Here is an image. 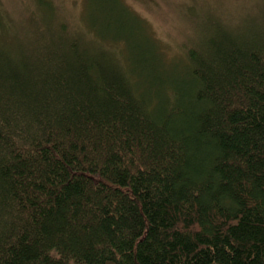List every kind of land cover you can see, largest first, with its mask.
<instances>
[{
	"label": "trees",
	"instance_id": "trees-1",
	"mask_svg": "<svg viewBox=\"0 0 264 264\" xmlns=\"http://www.w3.org/2000/svg\"><path fill=\"white\" fill-rule=\"evenodd\" d=\"M117 1L0 21V264H264V10L168 56Z\"/></svg>",
	"mask_w": 264,
	"mask_h": 264
},
{
	"label": "rangeland",
	"instance_id": "rangeland-1",
	"mask_svg": "<svg viewBox=\"0 0 264 264\" xmlns=\"http://www.w3.org/2000/svg\"><path fill=\"white\" fill-rule=\"evenodd\" d=\"M45 1V0H41ZM47 1V0H46ZM56 12V21L67 28L69 34L82 30L83 35L96 38L100 28L92 26L94 7L93 0H48ZM109 3L112 0H108ZM116 7L118 16L122 5L140 19L145 35L153 36L163 53L168 56L182 52L181 45L194 42V26L211 14L213 22L225 26L240 25L250 19L260 21L264 10V0H119ZM36 0H0V21L10 22V32L17 33L19 41L26 44L30 38L27 17L35 12ZM95 5V4H94ZM119 11V12H118ZM209 16V15H208ZM200 19V20H199ZM249 19V20H248ZM40 21V18H38ZM41 22V21H40ZM42 24V22H41ZM109 24H112L109 22ZM95 29V30H93ZM111 28V27H110ZM114 30V29H113ZM112 30L111 33H114ZM38 31H35V33ZM141 35V34H140ZM143 33L141 35L145 36ZM136 37V34L134 33ZM143 40V38H141ZM189 44V45H190ZM117 53L127 54L126 44L121 42Z\"/></svg>",
	"mask_w": 264,
	"mask_h": 264
}]
</instances>
